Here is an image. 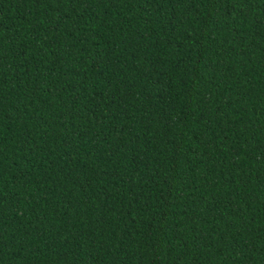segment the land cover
Returning <instances> with one entry per match:
<instances>
[{"label": "trees", "instance_id": "trees-1", "mask_svg": "<svg viewBox=\"0 0 264 264\" xmlns=\"http://www.w3.org/2000/svg\"><path fill=\"white\" fill-rule=\"evenodd\" d=\"M0 264H264V0H0Z\"/></svg>", "mask_w": 264, "mask_h": 264}]
</instances>
